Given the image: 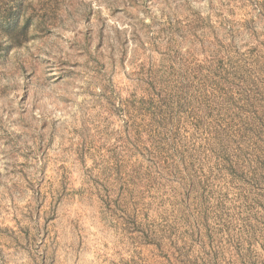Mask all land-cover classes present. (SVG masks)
Returning <instances> with one entry per match:
<instances>
[{"label": "rangeland", "instance_id": "obj_1", "mask_svg": "<svg viewBox=\"0 0 264 264\" xmlns=\"http://www.w3.org/2000/svg\"><path fill=\"white\" fill-rule=\"evenodd\" d=\"M0 264H264V0H0Z\"/></svg>", "mask_w": 264, "mask_h": 264}]
</instances>
